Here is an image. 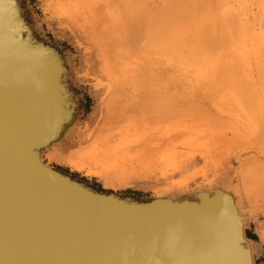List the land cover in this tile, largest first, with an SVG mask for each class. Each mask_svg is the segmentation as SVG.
<instances>
[{"label":"water","instance_id":"1","mask_svg":"<svg viewBox=\"0 0 264 264\" xmlns=\"http://www.w3.org/2000/svg\"><path fill=\"white\" fill-rule=\"evenodd\" d=\"M76 82L73 54L47 37L31 2L0 0V264H251L220 189L191 200L102 192L46 165L41 154L86 112Z\"/></svg>","mask_w":264,"mask_h":264},{"label":"rangeland","instance_id":"2","mask_svg":"<svg viewBox=\"0 0 264 264\" xmlns=\"http://www.w3.org/2000/svg\"><path fill=\"white\" fill-rule=\"evenodd\" d=\"M29 1L47 37L73 54L78 85L86 98V112L74 135L68 143L56 148L55 159L50 164L63 170L68 168L72 175L77 172L81 178L85 177L104 190L148 196L157 190L169 189L180 196H191L189 185L192 181H202L201 178L207 177L209 181L221 179L225 184L228 166L235 163L237 174L234 182L238 200L243 209L251 210L256 216L245 231L257 234L258 238L253 243L254 258L258 264H264V132L257 124L253 126L249 119L252 112L264 103V54L251 62L253 72L256 70L252 79L255 91L249 93L245 88L236 87L233 88V97H229L217 89L224 85L219 74L214 79L211 72L198 77L195 70L184 68L155 41L153 34L157 23L147 13L145 16L141 8L161 16L167 10L163 0ZM170 1L182 8L191 2ZM199 1L192 0L190 7L194 10L189 8L192 12L187 14L201 19L203 12L200 6L196 7ZM142 23L147 28L143 24L142 30ZM220 51L215 53L220 54ZM243 69L234 63L232 73L235 81L244 80ZM237 100L242 103L241 108L237 106ZM181 127H185L187 137L189 132L206 131L205 142L210 146L207 145L208 149H213L214 159L210 164L199 159L193 167H188L184 175L167 183L152 167L166 152L158 138L170 129L178 132L176 130L181 129L177 128ZM141 135L144 139L136 144V138ZM182 135L172 138L180 140ZM150 145L153 147L149 148ZM84 149L89 150L87 164H97L93 165L96 170L112 172L114 166H124L125 159L129 164L124 166L125 169H118L114 179H109L107 174L98 177L87 175L86 169L76 170L69 163L76 153ZM98 149L106 159L93 157L98 155ZM197 157L201 158L199 154Z\"/></svg>","mask_w":264,"mask_h":264},{"label":"bare ground","instance_id":"3","mask_svg":"<svg viewBox=\"0 0 264 264\" xmlns=\"http://www.w3.org/2000/svg\"><path fill=\"white\" fill-rule=\"evenodd\" d=\"M163 1L167 5V10L161 16H160V13L157 14L159 16H155L152 12L146 11L143 8H141V11H144L145 16L148 14L157 23L155 27L156 33H154L153 36L155 38V41H157L158 44L165 50V53L171 56L172 58H176L183 65L184 68L186 67V68L195 70L197 72L198 77L204 76L206 73L211 72V74H214L213 76H211V78L214 79L216 78V75L219 74V78L222 80L224 84L223 85L224 88L223 86L222 87L219 86L220 88H217L214 85L213 87H216L218 90L225 92L226 96L233 97V92H234L233 88L235 89L236 87L245 88V91L249 93H253L255 91L254 89L255 87L252 85V79L254 77V72H256V70L253 72V69L251 68V62L253 59L262 58L264 54V0H201V2L199 1L200 3L198 4V6L196 5L197 9L200 6L203 12L201 15V19L190 16L188 15L189 13L187 14V12L189 11V8L191 10L193 8V7H190L192 0H190L191 2L188 1L190 2V4H187V6L184 5V8L180 7L181 5L180 4L178 5V3L176 4L172 3L170 0H163ZM80 4L81 3H79V5ZM192 11H189V12H192ZM158 12H161V10H159ZM157 19H160V20L157 21ZM143 24L144 26H146L145 23H142L141 25L142 30L144 28ZM152 24L153 23H151L150 26H152ZM143 35L141 36L142 38H143ZM219 49L221 50L220 54L219 53L216 54L215 52ZM234 63H235V66H238L239 68L240 67L245 68V69L247 68L246 70L243 69L242 73H243L244 80H240L241 82L235 81V77L232 73ZM206 79L208 80V78ZM185 81H187V79ZM209 82L207 81V83ZM76 84H79V83L76 82ZM217 84L218 83L216 82V85ZM204 86H205V83H204ZM259 89L260 88H258V90ZM77 90L80 93L79 97L84 98L85 96H83V93H82L83 90H81V88H78ZM263 90H264V87H263ZM258 96L260 97V95ZM74 101L76 102V100ZM239 101L240 100H237V106H240L241 108L242 103H240ZM257 108L255 109V111L252 112V116L254 118L251 116V118L249 117V119L251 120V124H253V126L254 124H257L260 127V131L264 132V103L262 107L258 109ZM59 112L63 113L62 108H59ZM79 116L80 115H78V117ZM79 121L77 122V124L79 123ZM76 126L73 131L76 130ZM177 129H181V130H176L178 132H175L174 129H170L169 132H165L161 134V137L159 136L160 138H158L159 139L158 142L160 146H163L166 149V152L165 154H163V157L161 160H157V162L154 163V165H152V167L154 166L153 168L155 169V171H158L159 175L167 183L171 182L173 178H175L176 176L184 175L185 172L188 170V167L189 166L193 167L196 163L199 162V159L204 161V163L206 164L212 163V160L214 159L213 155L211 154V151H213V149L212 150L208 149L209 145L207 144V142H205V139L208 136V134H205L206 131H201V133L200 132H189V136L187 137L186 135L187 132H184L185 127H181ZM231 133H233V129ZM178 134H184V135H182L180 140H174L172 137ZM142 139H144V136L142 135L139 136V138H136V144L137 143L139 144L140 141H142ZM101 144H102V141L100 143V146ZM157 146L159 147V145ZM57 147L58 146L51 147V149L46 150L45 152H43V154H41V159L43 161L45 160L48 161V162H45L46 165H51L50 164L51 160L55 159L56 153L54 152L57 150L56 149ZM152 147L150 145L149 148H152ZM158 147H154V149L156 148L158 149ZM87 148L89 147L87 146ZM88 151L89 150L84 149L80 153H76L75 154L76 157L73 156L74 158L72 157V159L69 160V163L76 170L86 169L87 175L98 177V176H102L103 174H107V177L109 179H114L116 177L115 172L118 169L122 170L124 166H127L129 164L128 160H126L123 157L125 159L124 166H120V167L114 166L115 170L112 169L114 172L112 171V172L105 173L104 170L102 169L96 170L93 167V165H97V164H93V165L87 164L86 158L88 155ZM97 154H98L97 156H95L96 155L95 154L93 157L95 158L99 157V158L106 159V155H104L103 153L100 154L99 149H98ZM197 154H199L201 158H198ZM90 155L92 156V154ZM109 158L110 156L107 157V159ZM110 159L108 161H110ZM112 161H115V160H112ZM117 161L119 162V159ZM236 162L237 163L239 162L238 158ZM227 172H228V178H227L228 180L225 184L221 179H215V180L213 179L214 181H209L210 179H207V177H204V178H201L203 179L202 181H194V182L192 181L193 183L191 182V185H189V187L192 189V194L193 193L197 194V192H204V191L212 192L215 189H220L223 192L231 195L232 202H233V208H234L233 214L235 215L234 218L240 222L239 225L241 226V233L243 235V238H245V240L247 241L249 245L251 264H254L255 262L254 244H253L254 241L248 238L249 234H247L245 230L248 224L254 218H256V216L254 212H252L251 210L243 209V207L241 206L238 200V189H237L236 183L234 182V179H236V174H237V164L235 165V163L234 164L230 163V165L228 166ZM198 180L200 179L198 178ZM223 186H227L229 190L227 188H223ZM110 192H114V190H111ZM157 192H159L157 193L159 194L158 196L169 195V193L175 195L174 197L180 196L178 194L173 193L169 189L157 190ZM184 196L185 197L187 196L189 200L192 199L188 195H184Z\"/></svg>","mask_w":264,"mask_h":264},{"label":"snow or ice","instance_id":"4","mask_svg":"<svg viewBox=\"0 0 264 264\" xmlns=\"http://www.w3.org/2000/svg\"><path fill=\"white\" fill-rule=\"evenodd\" d=\"M19 7V4L17 5H11L9 6L10 11V19L15 22L17 26H19L21 22V17L16 13V9ZM26 22V21H25ZM19 31H23V28H19ZM153 264H167L165 261H154Z\"/></svg>","mask_w":264,"mask_h":264},{"label":"trees","instance_id":"5","mask_svg":"<svg viewBox=\"0 0 264 264\" xmlns=\"http://www.w3.org/2000/svg\"><path fill=\"white\" fill-rule=\"evenodd\" d=\"M88 104H90V99H89V103ZM57 168H60V169H62L61 167H57ZM67 173H70V171H69V169L68 168H66V169H64ZM73 175L74 176H76L77 178H80V179H82V180H84V181H86V182H88V180L85 178V177H80V174L79 173H77V172H75V173H73ZM99 190L100 191H104V192H110L111 190H104V189H102V187L101 186H99ZM247 234H249L250 232H246Z\"/></svg>","mask_w":264,"mask_h":264}]
</instances>
